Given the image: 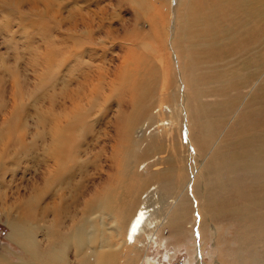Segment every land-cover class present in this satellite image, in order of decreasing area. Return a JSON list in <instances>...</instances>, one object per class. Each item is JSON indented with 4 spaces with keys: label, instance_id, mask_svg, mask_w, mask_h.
Here are the masks:
<instances>
[{
    "label": "bare ground",
    "instance_id": "obj_1",
    "mask_svg": "<svg viewBox=\"0 0 264 264\" xmlns=\"http://www.w3.org/2000/svg\"><path fill=\"white\" fill-rule=\"evenodd\" d=\"M202 4L206 12H198L196 18L207 29L205 34L204 30H195V33L205 41L199 45L190 28L193 48L200 47L201 53L213 64L244 57L252 47L258 51L252 57L242 58L231 81L222 83L234 88L235 97L223 105L220 113L214 105L200 104L188 109L191 128L202 131V139L191 148L196 153L189 175L178 177L176 158L165 161L159 157L168 142L174 141L168 131L175 124L174 129L178 128V105L165 106L166 113H161L167 115V120L152 123H157L155 128H168L143 139L142 154L126 159L122 150L103 135L107 111L112 109L100 105L96 92L88 96L85 104L72 109L65 105L67 97H61L63 105H59L61 98L55 96L46 125L39 126L42 123L39 119L35 127V186L31 194L15 208L4 203L6 195L2 197L0 222L8 229V240L22 255L15 253L18 262L12 263L10 256L1 250L0 264H170L174 255L168 254L169 240L175 234L182 237L187 232L186 218L192 208L198 259L190 257L185 264H205V254L212 264H225L227 259L219 260L223 256L220 252V255L212 253L205 241L201 245V235L207 227L216 232L212 223L216 219L229 227L225 236L222 235L227 243H234L230 252L232 264H264V42L258 39L260 31H264V0H205ZM142 46L149 49L145 43ZM54 63L52 69L58 76L64 61L54 59ZM76 67L67 65L65 74H74ZM88 79L85 77L84 82ZM133 80V74L123 66L113 95L123 85H132ZM200 80L194 79L190 85L189 92L194 99L205 94ZM68 83L64 78L63 86L67 87ZM136 87H139L137 97H131L128 105L117 101L116 117L123 115L122 109L133 108L132 104L139 98L140 105L142 100L152 103L158 94L151 85L147 91L140 83ZM174 98L170 95L171 104L176 102ZM146 108L141 109V115ZM161 108H157V113ZM213 114L217 115L216 119L210 121L209 116ZM11 137L10 130L0 135L3 142L0 171L7 152H14L10 148ZM13 140H17L18 151L21 141L18 137ZM174 145L178 146L176 142ZM155 150L160 151L142 160ZM87 157H92V162L86 159L79 163V158ZM161 162L174 171L176 181L169 178L167 169L158 167ZM140 166L142 174L137 170ZM71 182L77 186L70 192L73 204L69 208L63 201ZM84 199L87 206L82 217L70 226L77 202ZM29 212L32 219L27 218ZM160 230L165 236L158 238ZM218 237L217 234L214 239ZM217 245L213 244L214 251L220 250ZM153 247L161 250L160 261L159 258L153 262L154 258L149 257ZM234 247L238 249L235 254ZM255 249L261 250L259 259L252 254Z\"/></svg>",
    "mask_w": 264,
    "mask_h": 264
},
{
    "label": "rangeland",
    "instance_id": "obj_2",
    "mask_svg": "<svg viewBox=\"0 0 264 264\" xmlns=\"http://www.w3.org/2000/svg\"><path fill=\"white\" fill-rule=\"evenodd\" d=\"M203 1L205 0H0V135L3 131H11L10 148L14 150L7 152L4 167L0 171V206L4 195V203L15 208L31 194L35 186V127L38 126L39 119L42 120L39 126L46 125L55 96L67 97L65 105H70L69 108L72 109L73 106L85 104L88 96L96 92L100 105H107L112 109L107 111L103 135L120 152L122 150L121 154L126 159L142 154L145 150L143 139L145 141L168 128H155L154 125L161 119L167 120V115L161 113H166L165 106L173 105L175 108L178 105V128L174 129L177 127L175 124L168 131L178 146L170 140L165 152L159 157L165 161L170 157L176 158L178 177L185 178L189 175L196 153L191 148L202 139V131L191 128L188 109H195L200 104L214 105L220 113L223 105H227L235 97L234 88L222 86V83L231 81L233 73L238 72L242 58L252 57L258 51L256 47H252L244 57L229 58L213 64L206 54L201 53L200 47L193 48L190 28L193 39H198L199 45L205 41L195 33V30H204L205 34L207 29L206 24L198 22L196 18L198 12H206ZM258 39L260 43L264 42L263 30ZM144 43L149 49L143 48ZM60 58L64 63L57 76L52 68L56 63L54 59L58 62ZM67 65L77 66L74 74H65ZM123 66L133 74L134 80L132 85H123L114 96L113 88ZM85 77H89L86 82ZM64 78L69 82L67 87L63 86ZM194 79H201L199 84L206 89L205 94L197 99L192 98L189 92ZM138 82L146 91L150 85L156 89L158 94L154 101L151 103L142 100L143 104L140 105L139 98L132 104L133 108L130 106L126 110L122 109L123 115L116 117L114 111L117 101L128 105L131 97L136 98V92L141 86L136 87ZM134 83L136 86L132 87ZM219 88L222 90H218ZM168 94L169 97L174 95L176 102L171 104ZM62 98L59 105H63ZM106 98L108 100L104 101ZM145 106L147 108L141 115L140 111ZM160 106L162 108L157 113ZM216 116H209V120L215 121ZM154 121L157 123L152 125ZM15 137L21 141L18 151L17 140H13ZM2 143L0 140V146ZM159 151H152L150 155L142 157V160ZM86 159L90 162L93 160L92 157L79 158V163ZM138 163L140 160L136 162V166ZM158 167L167 169L169 178L176 181L174 171L165 162H161ZM137 170L140 172L142 167ZM148 172L147 169L145 173ZM75 186L77 183L71 182L65 191L63 205H70L69 208L73 204L70 192ZM85 205L87 206L85 199L77 202L74 209L76 214L72 215L70 226L82 217ZM27 218L32 219L33 215L29 212ZM191 218L195 222L194 208L186 218L187 232L182 237L175 234L169 240L168 254L174 255L170 264H185L188 258H197V245L193 235L195 224ZM220 221L216 219L212 222L217 233L211 232L209 227L205 229L201 235V245L205 241L212 253L223 255L219 260L227 259L225 264L230 261L232 264L233 253L230 252H233L234 243L226 242L224 236L229 227L224 221ZM217 234L220 237L215 240ZM7 235L8 229L0 222V251L6 252L10 256V262L16 263V255H22V252L8 240ZM162 236L165 234L160 230L157 237ZM215 242L225 252L214 251ZM234 250L235 254L238 249L234 247ZM160 252V249L157 251L153 247L148 255L155 262L161 257ZM252 254L254 257L257 255L256 259L262 256L259 249L253 250ZM225 256L228 257L224 258ZM203 259L205 264L211 263L206 254Z\"/></svg>",
    "mask_w": 264,
    "mask_h": 264
}]
</instances>
